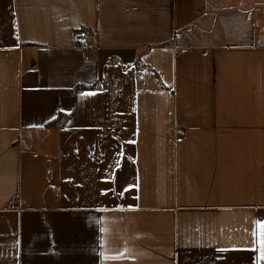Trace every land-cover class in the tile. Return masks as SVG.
Returning a JSON list of instances; mask_svg holds the SVG:
<instances>
[{"label": "crops", "instance_id": "crops-1", "mask_svg": "<svg viewBox=\"0 0 264 264\" xmlns=\"http://www.w3.org/2000/svg\"><path fill=\"white\" fill-rule=\"evenodd\" d=\"M257 221L264 0H0V264H264Z\"/></svg>", "mask_w": 264, "mask_h": 264}, {"label": "trees", "instance_id": "trees-1", "mask_svg": "<svg viewBox=\"0 0 264 264\" xmlns=\"http://www.w3.org/2000/svg\"><path fill=\"white\" fill-rule=\"evenodd\" d=\"M159 78V77H158ZM161 84L165 86L162 82V80L159 78ZM103 85L99 82L93 83V84H79L76 86L77 91L81 90H87V89H99ZM70 116L67 114H62L60 113L50 124H59L60 126H65L66 123L68 122Z\"/></svg>", "mask_w": 264, "mask_h": 264}, {"label": "snow or ice", "instance_id": "snow-or-ice-1", "mask_svg": "<svg viewBox=\"0 0 264 264\" xmlns=\"http://www.w3.org/2000/svg\"><path fill=\"white\" fill-rule=\"evenodd\" d=\"M92 94L93 93H85V94H82V95H92ZM256 223H257V228L259 229V235L261 237L260 244L262 246V250H264V222L257 221ZM262 255H264V251H262ZM112 258L113 259H117V258H120V257L116 256V257H112Z\"/></svg>", "mask_w": 264, "mask_h": 264}, {"label": "rangeland", "instance_id": "rangeland-1", "mask_svg": "<svg viewBox=\"0 0 264 264\" xmlns=\"http://www.w3.org/2000/svg\"><path fill=\"white\" fill-rule=\"evenodd\" d=\"M87 42H88V38H87L86 36H83V37L80 38V43H81L83 46H86V45H87ZM87 90H91V89H87ZM81 91H84V90H81ZM57 116H58V115H57ZM57 116H56V117H57ZM54 119H55V118H54ZM69 120H70V118H69ZM69 120H68V122H69ZM68 122H67V123H68ZM67 123H66V124H67ZM53 125H57V126H59L60 128L63 127V126H60L59 124H53Z\"/></svg>", "mask_w": 264, "mask_h": 264}]
</instances>
